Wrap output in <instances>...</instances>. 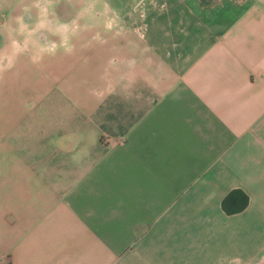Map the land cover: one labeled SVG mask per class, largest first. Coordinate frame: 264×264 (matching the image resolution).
<instances>
[{
	"label": "crops",
	"instance_id": "obj_1",
	"mask_svg": "<svg viewBox=\"0 0 264 264\" xmlns=\"http://www.w3.org/2000/svg\"><path fill=\"white\" fill-rule=\"evenodd\" d=\"M0 264H264V0H0Z\"/></svg>",
	"mask_w": 264,
	"mask_h": 264
},
{
	"label": "trees",
	"instance_id": "obj_2",
	"mask_svg": "<svg viewBox=\"0 0 264 264\" xmlns=\"http://www.w3.org/2000/svg\"><path fill=\"white\" fill-rule=\"evenodd\" d=\"M248 205V197L241 190L232 191L223 201L224 210L229 213L242 211Z\"/></svg>",
	"mask_w": 264,
	"mask_h": 264
}]
</instances>
